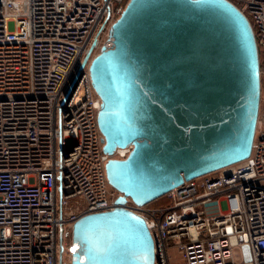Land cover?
<instances>
[{
    "label": "built area",
    "instance_id": "2783aa9c",
    "mask_svg": "<svg viewBox=\"0 0 264 264\" xmlns=\"http://www.w3.org/2000/svg\"><path fill=\"white\" fill-rule=\"evenodd\" d=\"M127 1L0 0V264H69L72 224L119 196L104 165L131 147L102 152L87 65L65 93L92 45L91 57L112 47ZM227 1L253 30L264 89V0ZM163 198L124 205L145 222L154 264H264V111L246 160Z\"/></svg>",
    "mask_w": 264,
    "mask_h": 264
},
{
    "label": "water",
    "instance_id": "95a60500",
    "mask_svg": "<svg viewBox=\"0 0 264 264\" xmlns=\"http://www.w3.org/2000/svg\"><path fill=\"white\" fill-rule=\"evenodd\" d=\"M109 36L111 48L91 57L90 47L65 101L87 65L102 152L131 149L104 165L119 193L113 208L72 224L70 264H154L149 230L126 200L149 205L249 157L261 96L258 50L249 21L227 0H128Z\"/></svg>",
    "mask_w": 264,
    "mask_h": 264
},
{
    "label": "rangeland",
    "instance_id": "374dc122",
    "mask_svg": "<svg viewBox=\"0 0 264 264\" xmlns=\"http://www.w3.org/2000/svg\"><path fill=\"white\" fill-rule=\"evenodd\" d=\"M259 109L261 110V111H264V89H262V87H261V96H260V107H259ZM165 204V201L163 200H161L160 202H152V203H150V205L152 206V207H158V206H163ZM67 242H70V236H68L67 237ZM70 246V245H69ZM66 263H68L67 262V259H66ZM177 264H180L181 262H176ZM69 264H70V255H69Z\"/></svg>",
    "mask_w": 264,
    "mask_h": 264
},
{
    "label": "bare ground",
    "instance_id": "6f19581e",
    "mask_svg": "<svg viewBox=\"0 0 264 264\" xmlns=\"http://www.w3.org/2000/svg\"><path fill=\"white\" fill-rule=\"evenodd\" d=\"M99 104V103H98ZM126 150H118L121 154H124V152H127V148H125ZM70 247V246H69Z\"/></svg>",
    "mask_w": 264,
    "mask_h": 264
},
{
    "label": "trees",
    "instance_id": "16d2710c",
    "mask_svg": "<svg viewBox=\"0 0 264 264\" xmlns=\"http://www.w3.org/2000/svg\"><path fill=\"white\" fill-rule=\"evenodd\" d=\"M161 200L163 201V200H164V198H163V197H161V198L157 199V200H156V202H160ZM154 202H155V201H154Z\"/></svg>",
    "mask_w": 264,
    "mask_h": 264
}]
</instances>
